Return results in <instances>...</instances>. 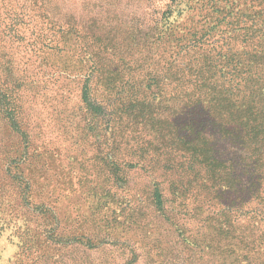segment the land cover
Masks as SVG:
<instances>
[{
    "label": "rangeland",
    "instance_id": "rangeland-1",
    "mask_svg": "<svg viewBox=\"0 0 264 264\" xmlns=\"http://www.w3.org/2000/svg\"><path fill=\"white\" fill-rule=\"evenodd\" d=\"M168 1L147 5L144 0H0V15L24 14L15 30L0 34V96L7 94L8 86L16 98L22 96V103L2 96L0 106H18L23 112L17 127L22 133L0 116V264H221L218 250L205 243L214 230L200 222L189 200V148L171 158L157 152L154 158H138V153L112 158L109 136L98 137L79 110L78 77L88 74L89 59L102 65L108 79L138 77L145 26L154 10ZM47 11L58 16L63 31L51 36L52 45L43 40L38 48H30L34 24H41L40 14ZM3 21L0 18V32L5 30ZM155 127L168 128L164 136L169 143L171 124ZM133 129L143 132L142 126ZM154 136L146 138H157L153 148L160 145L159 135ZM36 149L41 151L35 153ZM119 159L114 168L112 163ZM17 169L38 178L39 185L32 186L39 191L55 173L68 175L77 197L66 206L80 207L79 214L87 215L90 209L82 196L95 195L102 209L84 224V230L92 232L90 240H60L52 232L44 233L51 225L32 205L29 181ZM156 182L165 196V211L151 200ZM112 221L125 239L94 236Z\"/></svg>",
    "mask_w": 264,
    "mask_h": 264
},
{
    "label": "trees",
    "instance_id": "trees-1",
    "mask_svg": "<svg viewBox=\"0 0 264 264\" xmlns=\"http://www.w3.org/2000/svg\"><path fill=\"white\" fill-rule=\"evenodd\" d=\"M21 15H0L5 26L0 34L15 30ZM152 16L145 26L144 63L138 77L108 79L102 65L89 59L88 74L78 77L83 120L101 139L109 136L112 158L136 153L138 158H154L155 152L171 158L189 148V200L200 222L214 230L206 236V247L218 250L221 264H264V0H169ZM40 18L43 22L34 24L30 48H38L43 40L52 45L51 36L63 31L57 15L48 12ZM6 90L4 98L22 103V96L16 98L10 86ZM22 115L21 107L0 106V116L20 133ZM169 123L174 132L169 130L166 143L168 128L155 126L164 129ZM139 126L143 132L133 129ZM154 134L160 139L155 148L157 138L146 140ZM120 161L112 166L117 168ZM16 171L29 181L32 205L48 218L51 227L44 233L52 232L60 240H90L92 232L85 231L84 224L102 209L95 195L82 196L90 209L87 215L79 214L80 207L66 206L77 197L68 175L55 173L40 193L32 186L39 185L38 178ZM155 186L151 200L165 211V196L158 182ZM36 192L48 197L38 198ZM115 223L94 236L125 239ZM66 231L69 235L64 236Z\"/></svg>",
    "mask_w": 264,
    "mask_h": 264
}]
</instances>
